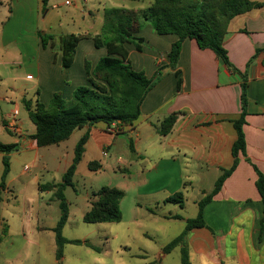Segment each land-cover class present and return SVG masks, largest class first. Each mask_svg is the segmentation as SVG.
Returning <instances> with one entry per match:
<instances>
[{"label":"crops","instance_id":"0c3cea01","mask_svg":"<svg viewBox=\"0 0 264 264\" xmlns=\"http://www.w3.org/2000/svg\"><path fill=\"white\" fill-rule=\"evenodd\" d=\"M79 1L85 5L74 6L68 16L70 23L83 21L87 23L85 27L92 24L96 30L69 34L100 33L104 8L146 7L136 4L129 8L125 0ZM250 1L262 6L234 17L227 27L223 43L230 63L245 77L247 84L246 116L242 127L245 156L238 154L235 170L205 205L203 218L207 228H194L189 231L192 232L190 238L186 235L185 240L190 242L198 258L195 264H226L224 259L227 257L231 258L228 264H264V210L255 187L257 175L253 168L255 166L264 175V0ZM0 5H4L7 12L5 25L1 28V41H14L26 56H31L30 65L34 72L26 77L37 80L39 88L34 92V103L39 101V89H43L48 98L62 89V96L69 99L77 86L87 84L84 62L89 57L87 53L91 47L88 41L91 39L79 41L73 64L65 69L61 67L59 42L62 36H55L51 22L41 24V20L55 14L52 11L56 8L53 0H48L44 8L42 0H0ZM47 6L49 9L41 17ZM25 28L28 32L23 35L21 31ZM137 35L143 38L141 51L132 44L125 45L132 68L144 72L147 78H151L157 68H162V76L146 94L140 116L132 125L124 126L121 131L101 122L89 128L83 127V133L89 131L83 155L87 152L94 157L98 152L102 154L103 149L112 144L110 136L113 134L131 137V151L140 175L136 190L145 199L157 194L160 197L148 201L147 205L165 203L167 197L177 192L183 193L185 203L190 190L199 191L200 196L192 198V202L197 204L212 190L223 171L233 164L231 150L236 140L233 121L241 113V76L225 67L211 50L200 49L190 39L182 42L176 67L172 68L168 66L167 53L176 36L157 35L148 23ZM42 38L46 41L44 47ZM29 45H32V50ZM97 50L99 57L91 65L106 54L103 48ZM20 55L23 56L22 53ZM78 63L82 66L75 70ZM178 79L180 83L177 86ZM4 100L10 98L5 97ZM25 100L29 101L20 92L13 102L15 109H18L19 102L23 104ZM172 113L176 114L172 129L168 134L160 135L158 131L162 121ZM2 121L4 129L8 130L10 122L6 118ZM34 132L32 124L31 130L25 133L20 129L18 135L29 149L38 148L31 138ZM15 142L18 143V139ZM229 239L232 243H227ZM189 264L192 263L189 261Z\"/></svg>","mask_w":264,"mask_h":264},{"label":"rangeland","instance_id":"374dc122","mask_svg":"<svg viewBox=\"0 0 264 264\" xmlns=\"http://www.w3.org/2000/svg\"><path fill=\"white\" fill-rule=\"evenodd\" d=\"M68 1L69 4H65ZM131 8L136 4L148 6L152 0L143 2H128ZM56 5L49 18L41 20V24L51 22L52 32L55 36H63L84 30L94 31L95 27H85L87 23L76 21L70 23L69 15L74 6H84L79 0H53ZM4 5H0V33L7 13ZM48 6L41 17H44ZM6 31V26H5ZM28 32L27 28L21 34ZM47 38V37H46ZM87 61L99 57L97 49L91 40L88 41ZM32 50V45H29ZM145 46V45H144ZM145 48H150L146 45ZM95 49V50H94ZM29 50V52L31 51ZM105 54L104 49L102 50ZM22 53L23 56L20 55ZM16 55L20 57L15 58ZM11 56V57H10ZM104 56V55H102ZM101 56V57H102ZM31 56L25 55L14 41L4 43L0 35V142L4 144L16 143L18 149L8 154V172L3 179L5 190L1 191L0 198V264H181V248L187 251L190 263L198 260L195 251L187 239L180 245L164 252L163 248L184 230L186 219L196 217L198 206L192 198L200 196L199 191L190 190L187 201L182 207L172 202L147 205L154 197H140L136 184L140 180L138 164L129 148L131 137L113 134L110 136L112 144L104 148L106 155L97 153L95 157L87 152L82 156L76 166L72 183L63 190L67 203V220L61 229V236L66 241H87L90 246L83 243H64L62 256L56 258L57 246L53 228L60 218L59 200L54 190H40V186L47 183L57 184L70 166L74 156V148L83 130L76 129L67 139L36 149H29L20 141L19 132L31 130L32 122L21 102L18 103V114L15 124L18 132L4 129L2 120L11 119L8 114L15 110L13 102L15 97L23 92L25 98L34 103V92L37 80L26 77L33 74ZM77 65V64H76ZM79 65L82 66V63ZM65 69V68H64ZM58 89L54 93H61ZM53 93V94H54ZM10 98L5 101L4 98ZM39 103L47 104L51 97L43 94L39 89L37 95ZM63 97V96H62ZM48 98V99H47ZM64 98V97H63ZM71 96L69 97V99ZM69 100L68 98H64ZM9 123V124H10ZM130 136V134H129ZM101 165L99 170H92L88 164L94 161ZM3 174V157L0 156V182ZM115 187L122 190L124 195L119 202L121 220L116 223H85L83 214L89 209L92 193L101 187ZM140 207H139V206ZM174 216L168 218L164 216ZM213 228V227H212ZM214 232L216 230H213ZM192 232H188L190 238ZM217 233V232H215ZM227 243H232L229 239ZM219 257V255L217 256ZM231 258H225L226 264ZM204 262L206 259H201Z\"/></svg>","mask_w":264,"mask_h":264},{"label":"trees","instance_id":"16d2710c","mask_svg":"<svg viewBox=\"0 0 264 264\" xmlns=\"http://www.w3.org/2000/svg\"><path fill=\"white\" fill-rule=\"evenodd\" d=\"M48 0H42L43 8ZM141 2L144 0H129ZM262 6L261 3L250 0H152L142 9L104 8L102 10V26L100 33L67 34L60 38L59 50L61 67L68 68L73 64L76 47L79 41L91 39L97 49L103 48L105 55L100 57L94 65L84 62L87 84L77 86L69 100H65L60 93H54L47 104L38 100L31 106L30 101H24L25 109L35 132L31 138L37 147L57 144L67 139L76 129L91 127L97 123H104L108 127L113 125L121 131L124 126L132 125L140 116V108L149 90L162 76V68H157L151 78H147L142 71L132 68L126 44H132L137 51L143 48V38L137 34L145 23L157 35H174L177 39L171 44L167 53L168 66L175 68L179 59L182 42L185 39L194 40L200 49L211 50L230 71L241 76V113L233 121L236 131V140L232 145L233 164L224 170L216 180L209 193L198 201L197 214L193 219H187L184 230L179 236L171 240L163 248L168 252L180 245L187 233L194 228H207L203 209L207 203L221 190L224 180L235 170L238 163V154L245 156V139L242 127L245 124L247 84L245 77L229 61L224 48V37L230 21L252 8ZM46 41L42 38V46ZM176 75L178 72L176 71ZM180 83V79L177 81ZM176 114L168 115L159 128L160 135H166L172 129ZM5 126V123H3ZM89 138L86 130L74 148V156L70 166L57 184L47 183L40 186V190H54L59 200L60 218L53 228L57 246L56 258L62 256L64 243L85 244L87 241H66L61 236V229L67 220L68 207L63 190L73 186L72 178L76 166L81 160L84 146ZM132 150V145L129 143ZM18 149L17 143L4 144L0 142V153L3 154V174L0 182L1 191L5 190L3 179L8 172V154ZM92 170H99V163L92 161L88 164ZM257 179L255 187L264 210V175L254 166ZM123 191L115 187H101L92 193L89 209L83 214L85 223H116L121 220L119 202L123 198ZM183 206V193L177 192L165 199ZM59 264V263H58ZM181 264H189L187 251L181 248Z\"/></svg>","mask_w":264,"mask_h":264},{"label":"built area","instance_id":"2783aa9c","mask_svg":"<svg viewBox=\"0 0 264 264\" xmlns=\"http://www.w3.org/2000/svg\"><path fill=\"white\" fill-rule=\"evenodd\" d=\"M66 4H69V2H66ZM28 78H29V77H28ZM17 114H18V110H17V109H15V110L12 111V113H11L12 122L9 124V127L11 128V130H12V131H16V132L19 131V129L17 128V126H16V124H15V117H16ZM112 126H113V125H112ZM113 127H114V126H113ZM102 154L105 155L106 153L103 152Z\"/></svg>","mask_w":264,"mask_h":264}]
</instances>
